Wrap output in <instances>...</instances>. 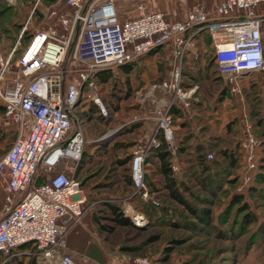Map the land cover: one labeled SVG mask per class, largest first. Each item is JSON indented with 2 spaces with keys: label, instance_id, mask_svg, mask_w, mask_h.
I'll return each mask as SVG.
<instances>
[{
  "label": "rangeland",
  "instance_id": "rangeland-1",
  "mask_svg": "<svg viewBox=\"0 0 264 264\" xmlns=\"http://www.w3.org/2000/svg\"><path fill=\"white\" fill-rule=\"evenodd\" d=\"M104 1L107 0H83L81 16L89 6ZM200 1L205 6L210 2ZM190 2L113 0L119 15L129 12L133 15L134 6L141 3L146 11L162 12L170 20L201 8L197 4L189 7ZM72 14L73 10L66 6L65 0H0V49L4 57L24 29L17 50L10 57L9 76L15 71L20 47L35 29H50L59 35L63 29L58 16ZM78 31L77 23L61 65L64 81H68L72 70L79 67L72 64ZM199 33L191 37L192 52L179 61L180 87H195V101L186 110L177 107L178 118H171L170 114L175 149L173 155L168 153V164L184 200L197 213L200 209L208 210L215 230L200 228L203 224L167 198L162 189V177L157 174L152 151L155 147H149L152 140L160 143L155 117L158 99L163 93L158 86L167 80L173 62L169 51L164 48L150 61L142 60L137 64L141 86L127 101L118 102L111 95L113 90L98 86L101 100L106 101L110 114L103 122L87 119L86 124L81 125L86 141L84 148L79 159L66 167L73 171L71 176L79 182L84 198L83 212H91L97 225L111 228L110 233L101 231L97 236L95 232L100 245L123 264H135L133 261L137 258L156 264H264V184L254 182L261 166L259 164L245 182L240 148L244 126H250L257 141L255 160L264 157V71L239 74L232 82L220 77L213 64L211 38L207 33ZM118 77L116 74L113 79L116 81ZM232 83L237 84L238 94L230 92ZM85 95L83 90L78 110L87 108L89 101ZM165 98L170 97L166 95ZM14 137L13 127L0 129V160ZM136 151L143 155L145 201L140 200L139 192L128 183V168H131ZM221 152L226 153L224 158ZM203 156L205 164H201ZM42 181L39 176L34 179V184ZM251 187L254 191L250 190ZM6 196L5 178L0 173V216L8 207ZM233 196L240 202L235 204ZM105 203L115 205L122 216L126 211L134 228L114 226L105 220ZM242 204L247 207L244 212H240ZM245 213L253 215L252 223L243 222ZM134 215L141 216L138 220L141 225L131 220ZM219 233L221 238H217ZM9 262L5 261V264Z\"/></svg>",
  "mask_w": 264,
  "mask_h": 264
},
{
  "label": "built area",
  "instance_id": "built-area-1",
  "mask_svg": "<svg viewBox=\"0 0 264 264\" xmlns=\"http://www.w3.org/2000/svg\"><path fill=\"white\" fill-rule=\"evenodd\" d=\"M82 3L83 0H65L73 14L58 16L63 33L35 29L29 35L19 49L11 77L10 57L24 29L6 57L0 49V129L13 127L15 134L0 160L8 204L0 216V255L7 258L29 244L36 264H74L67 253L65 236L80 219L84 198L77 179L65 170L79 159L86 142L74 114L83 90L99 114L107 115L98 85L91 80L93 73L116 69L155 48L168 47L172 68L158 88L170 98L162 94L158 99L155 120L167 152L173 155L170 108L186 110L195 101V87H180L179 62L192 52L194 33L204 31L210 36L217 73L229 82L243 72L259 73L264 69V0H222L209 11L198 7L176 20L159 11H146L141 3L134 6L133 15L122 17L113 0L91 5L81 16ZM77 23L72 64L79 67L64 81L61 65ZM230 92L239 93L236 83L230 85ZM157 146L155 140L150 142L149 147ZM240 148L243 180L248 182L249 174L257 169V141L250 126H244ZM142 159L140 151L133 153L130 179L140 200L145 201ZM39 176L43 181L34 184ZM127 214L123 212V217L127 218ZM139 219L138 215L131 217L136 225H141ZM133 262L155 264L143 258Z\"/></svg>",
  "mask_w": 264,
  "mask_h": 264
},
{
  "label": "trees",
  "instance_id": "trees-1",
  "mask_svg": "<svg viewBox=\"0 0 264 264\" xmlns=\"http://www.w3.org/2000/svg\"><path fill=\"white\" fill-rule=\"evenodd\" d=\"M201 33L205 34L204 31H200L199 34H201ZM263 33H264V26L262 29V41H263V49H264ZM163 48H165V47L163 46V47L155 48V49L149 51L147 54H145L141 58H139L138 60H136L135 62L118 66L116 69L98 71V72L94 73V76L91 77V80L94 81L98 86H108L110 88V90H113V91H111L112 92L111 95L114 98H116L118 102L127 101L131 97L134 90H136L137 88H139L141 86V84H139L140 69H139L137 64H139L142 60L146 61V62L150 61L153 58V56H155V54H157ZM213 64H214V67L216 68V64L214 62V59H213ZM263 71H264V69H263ZM216 72H217V69H216ZM116 74L119 77L116 78V81H115V79H113V77H115ZM102 101L104 103V106H105L106 111H107V116H108L110 113H109L108 107H106L107 103L104 100V98H102ZM79 104H81V100L78 101V103L74 109V114H75V117H76V119L80 125L84 126L86 124L87 119L89 121L96 119V120H100L102 122L106 120L107 117H102L99 114L96 106L94 104H92L91 102L88 103L87 108L85 110H83V109L78 110L77 108H78ZM1 111H2V106L0 105V113H1ZM178 111H179L178 108L176 106H173L170 109L171 118H175V117L178 118V115H179ZM262 134L264 136V130L262 131ZM159 140H160V143L152 151H153V154H154V156L156 158V162H157V174L162 177V189L165 190L167 198L170 201L175 202L179 206L184 208L187 212H189V214L193 218H195V220H197L201 224H203L202 226H199L200 228L202 227L205 230H215L213 227H216V226L211 225V223H210L212 219H211V215H210L209 211L205 210V209H200L199 210L200 213H197L196 210L194 208H192L182 197L179 189L177 188V184L172 177V173H171V170H170V167L168 164V157H169L168 152L166 151L165 144H164V141H163L161 135L159 137ZM221 154H222L223 158L226 156L225 152H221ZM202 159H203V161L201 164H205L204 163V160H205L204 156L202 157ZM229 162L232 164L233 163L232 159H229ZM256 164H257V167L260 164L261 168H260V171L256 174V176L254 178V182L257 184H264V157H260V159L256 160ZM77 170H79V169H77ZM128 172H129V182L128 183H129L130 187H132V182L130 179V168H128ZM75 173H76V170H75ZM250 190L254 191V188L251 187ZM234 200H235V202H234ZM232 201L235 204H237L238 202H240V199H238L236 196H233ZM104 207L106 209V215L104 217V219L106 218L105 220L109 221L114 226L128 227V228L132 227V224L130 223V221L126 217H123L119 213V211L115 207V205H112L110 203H107V204L105 203ZM245 210H247V207L245 204H242L241 208H240V212H244ZM252 217H253V215L251 213H245L242 217L243 222L245 224L252 223L254 221V219ZM91 220H92V224L94 226V230H95L97 236H98V233H100L101 231H106L109 233L111 232V228L109 226L97 225V221L95 220L94 216H92ZM232 227H231V230H232ZM132 228H134V227H132ZM220 234L221 233H219L217 238H221ZM22 247H24V246L19 247V249H21ZM13 259L15 260V258H13ZM13 259H11V260H13Z\"/></svg>",
  "mask_w": 264,
  "mask_h": 264
},
{
  "label": "crops",
  "instance_id": "crops-1",
  "mask_svg": "<svg viewBox=\"0 0 264 264\" xmlns=\"http://www.w3.org/2000/svg\"><path fill=\"white\" fill-rule=\"evenodd\" d=\"M205 6L200 0H191L189 7L197 4L204 11L211 10L222 0H216L212 3V0ZM195 5V7L197 6ZM194 8V7H193ZM191 8V9H193ZM131 16V12L123 14L122 17ZM264 34V33H263ZM167 51L169 49L165 47ZM164 48V49H165ZM170 54V51H169ZM171 55V54H170ZM77 120V119H76ZM65 172H72L68 168ZM91 212H82L80 219L75 223L66 233V249L67 253L72 257L74 264H123L112 254L105 251L100 245L97 237L95 236L94 226L92 224ZM18 254L7 258L0 255V264H5V261H10L8 264H36L34 249L32 245H25L21 249H18ZM15 258V260L13 259ZM13 259V260H11Z\"/></svg>",
  "mask_w": 264,
  "mask_h": 264
},
{
  "label": "water",
  "instance_id": "water-1",
  "mask_svg": "<svg viewBox=\"0 0 264 264\" xmlns=\"http://www.w3.org/2000/svg\"><path fill=\"white\" fill-rule=\"evenodd\" d=\"M244 74H246V73H248V72H243ZM243 73H241V74H243Z\"/></svg>",
  "mask_w": 264,
  "mask_h": 264
}]
</instances>
